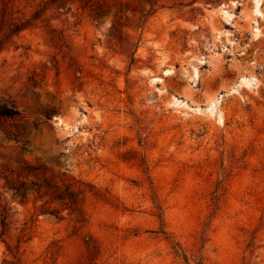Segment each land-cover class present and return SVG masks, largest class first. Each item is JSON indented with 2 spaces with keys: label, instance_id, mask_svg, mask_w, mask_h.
Instances as JSON below:
<instances>
[{
  "label": "rangeland",
  "instance_id": "rangeland-1",
  "mask_svg": "<svg viewBox=\"0 0 264 264\" xmlns=\"http://www.w3.org/2000/svg\"><path fill=\"white\" fill-rule=\"evenodd\" d=\"M259 1L0 0V264H264Z\"/></svg>",
  "mask_w": 264,
  "mask_h": 264
},
{
  "label": "trees",
  "instance_id": "trees-1",
  "mask_svg": "<svg viewBox=\"0 0 264 264\" xmlns=\"http://www.w3.org/2000/svg\"><path fill=\"white\" fill-rule=\"evenodd\" d=\"M21 115L22 112L19 109V107L16 105L15 101L13 100L0 101V130H3L7 138H14L19 140V138L22 136L20 134H11L5 128L6 123L17 121L18 119H20ZM26 144L27 142L24 141L21 147L22 150L26 149ZM8 188L11 189L16 196H20V197H25L30 192L28 183L24 180H20L17 183L10 184L8 185ZM2 216H4V213H2ZM4 219L5 218L2 219V225H5Z\"/></svg>",
  "mask_w": 264,
  "mask_h": 264
},
{
  "label": "bare ground",
  "instance_id": "bare-ground-1",
  "mask_svg": "<svg viewBox=\"0 0 264 264\" xmlns=\"http://www.w3.org/2000/svg\"><path fill=\"white\" fill-rule=\"evenodd\" d=\"M257 4H258V7H259V5H260V1L259 0H258Z\"/></svg>",
  "mask_w": 264,
  "mask_h": 264
}]
</instances>
